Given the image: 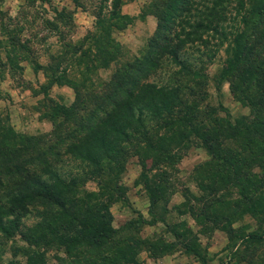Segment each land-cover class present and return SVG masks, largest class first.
<instances>
[{
	"label": "trees",
	"instance_id": "trees-1",
	"mask_svg": "<svg viewBox=\"0 0 264 264\" xmlns=\"http://www.w3.org/2000/svg\"><path fill=\"white\" fill-rule=\"evenodd\" d=\"M105 1L96 14V31L88 34L94 56L104 65L117 47L112 28L128 22L120 10L125 0H109L108 14H103ZM147 10L157 23L145 52L120 65L95 88L83 90L69 81L75 99L67 105L52 102L48 114L55 119L49 132L25 134L0 116V264H5L2 253L6 246L11 243L16 252L14 243L19 240L32 247L24 253L26 264H46L41 256L50 246H81L88 252L90 246L95 250L107 238L108 250L115 247V253L131 256L134 251L128 244L138 240L119 233L112 225L110 210L113 197H124L119 176L125 161L134 155L180 157L174 145L177 137L189 132L219 163L215 167L217 182L210 187L216 191L203 202L201 219L231 218L229 211L216 215L215 203L226 202L227 184H233L246 200L242 211L257 220V227L247 231L231 224L219 226L227 232L226 248L232 252L228 260L217 264H253L254 256L264 258L257 254L258 245L264 246V0H150ZM221 47L226 56L219 76L232 84L243 75L258 92L247 94L250 88L240 92L241 100L250 107L248 114L233 120L229 114L214 116L212 124L204 125L207 115L199 102L208 78L205 67ZM87 53L83 50V56ZM63 75L66 73L55 82H66L59 79ZM215 126L246 141L238 149L226 147ZM257 144H262V153L253 149V158H248L244 148ZM252 159L257 160L260 172L248 167ZM144 178L152 213L161 185L148 183L147 174ZM90 180L96 182V189L87 187ZM217 183L224 184V189L218 190ZM174 233L186 234L175 229ZM124 239L126 244H119ZM237 239L241 250L232 248ZM188 249L194 251L192 246ZM194 253L202 264H210L201 251ZM102 256L114 259V254ZM7 263L19 264L12 258Z\"/></svg>",
	"mask_w": 264,
	"mask_h": 264
},
{
	"label": "rangeland",
	"instance_id": "rangeland-1",
	"mask_svg": "<svg viewBox=\"0 0 264 264\" xmlns=\"http://www.w3.org/2000/svg\"><path fill=\"white\" fill-rule=\"evenodd\" d=\"M101 2L0 0V116L17 131L41 135L49 132L55 119L48 114L52 102L67 105L75 99V90L69 81L83 86V90L95 88L120 65L145 52L157 23L156 16L147 10L150 0H125L120 10L128 16V22L124 27L111 30V37L117 43L113 58L104 65L101 58L94 56V43L88 34L96 31V14L101 11ZM109 2L103 3L106 5L101 13L108 14ZM83 50L87 55L83 56ZM225 56L224 47H221L215 59L205 67L208 78L201 87L204 97L199 102L201 112L207 115L203 118L204 125L212 124L214 116L223 118L229 114L233 120L238 115L248 114L250 107L241 100L240 92L246 88H250L245 91L247 94L258 92L243 75L234 78L232 84L219 76ZM64 72L66 75L59 79L66 82H55ZM215 128L220 131L217 137L225 138L226 147L238 149L239 144L246 141L243 136L234 138L223 128ZM180 137L174 145V152L181 154L180 157L161 158L163 155L156 154L155 158H138L134 155L125 161L120 173L124 197L117 200L113 197L110 210L112 225L119 233L138 240L128 244L134 251L131 256L115 253V247L108 250L110 238H107L95 250L90 246L88 252L81 246L70 249L50 246L41 259L46 264H201L194 253L199 250L205 256L223 251L219 255L220 262L228 260L232 249L223 250L227 232L216 231V227L231 224L233 228L241 226V231H247L257 227V220L242 211L246 200L237 194L238 188L233 184H227L226 202L215 203L216 215L220 217L229 211L231 218L228 221L201 219L203 202L216 191L210 187L217 182L215 167L219 163L217 158H211L193 132ZM261 145H248L243 152L253 158L252 150L262 153ZM256 161L252 159L248 167L260 172ZM146 174L148 183L161 185L152 213L144 182ZM87 187L96 189V182L88 181ZM216 187L224 189V184L217 183ZM236 199L241 203L237 205L239 200ZM174 229L186 234L176 235ZM122 242L126 244L127 241L124 239L119 244ZM10 244L2 253L3 263L8 264L12 258L19 264H26L24 253L30 251L31 245L19 240L14 243L18 245L14 252ZM188 246L194 247V251ZM258 246L257 254H264V246ZM239 247L241 250L242 244L237 239L232 248L238 250ZM105 253L114 254V259L103 258ZM253 264H264V258L254 256Z\"/></svg>",
	"mask_w": 264,
	"mask_h": 264
},
{
	"label": "crops",
	"instance_id": "crops-1",
	"mask_svg": "<svg viewBox=\"0 0 264 264\" xmlns=\"http://www.w3.org/2000/svg\"><path fill=\"white\" fill-rule=\"evenodd\" d=\"M215 230H216V231L219 230V231L225 232V230H223V229H221V228H219V227H216ZM227 241H228V238H227V235H226V243H227ZM224 248H226V244H225V246H223V250H227V248H226V249H224ZM222 252H223V251H220V252H218V253H212L211 255L208 254V255H206L205 257H206L207 261H208L210 264H217V263L220 262V260H219V255H221ZM200 263L202 264L201 261H200Z\"/></svg>",
	"mask_w": 264,
	"mask_h": 264
}]
</instances>
